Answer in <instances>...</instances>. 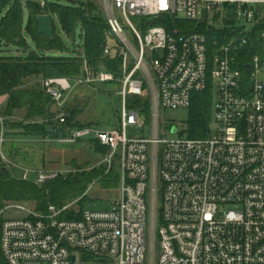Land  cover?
<instances>
[{
    "label": "built area",
    "instance_id": "built-area-1",
    "mask_svg": "<svg viewBox=\"0 0 264 264\" xmlns=\"http://www.w3.org/2000/svg\"><path fill=\"white\" fill-rule=\"evenodd\" d=\"M97 2L113 41L104 57L118 68L85 61L74 78H42L60 104L44 120L55 130L43 138L100 146L95 166L117 169L120 196L104 210L89 202L78 219L61 217L71 203L26 216L0 211L5 260L83 264L87 253L110 264H264V0ZM187 22L222 37L210 40ZM109 82L121 88L118 127L70 126L74 86ZM209 84L216 86L214 130L191 138L174 123L167 127L166 111L189 108ZM7 119L0 107V168L10 170L17 164L5 148ZM61 173L39 170L31 180L24 169L21 179L43 185Z\"/></svg>",
    "mask_w": 264,
    "mask_h": 264
},
{
    "label": "trees",
    "instance_id": "trees-1",
    "mask_svg": "<svg viewBox=\"0 0 264 264\" xmlns=\"http://www.w3.org/2000/svg\"><path fill=\"white\" fill-rule=\"evenodd\" d=\"M42 6L41 2L30 0L26 4V11L23 6L12 0H0V14L5 10L6 13L0 19V48H16L23 50L26 55H0V96H6L7 102L4 114L8 117L6 121L7 135L10 134L11 127L16 128L17 124L10 122L16 110L25 109V122L17 126L24 136L50 135L48 126L44 120L50 115L49 106L53 103L40 83H31L36 78L50 76H66L74 78L81 74L85 61L94 67H99L105 63L107 69L116 71L118 61L104 57V47L108 42L110 28L100 5L96 0H86L76 6H63L58 3ZM27 12V13H26ZM42 14L52 16L53 37L49 38L45 34L38 33V17ZM55 19L61 25L66 35L75 33L79 25L84 35V45L82 55L70 57L57 55L65 50L63 38L56 30ZM185 27L191 30L206 32L210 40L222 37L214 30H207L203 27H195L193 23H185ZM28 38L40 51L51 52L52 55H45L32 50ZM212 85L202 92L196 93L192 97L189 107V118L187 121V131L191 138H201L210 132L212 120L211 108L213 107ZM138 101H134L136 103ZM67 110H69L66 104ZM70 126L100 125V122L81 123L76 121V115L80 110L74 106L70 110ZM144 113L149 116L148 104ZM34 121V122H33ZM28 122V123H27ZM96 151H103L100 146ZM78 172L74 176L63 174L43 185H38L33 181L23 180L11 175L10 170L4 171L0 168V208L6 202H34L37 210L47 212L48 205L54 204L64 206L66 201L80 199L77 209L72 207L64 211L61 215L63 219H78L82 211L87 208L91 200H84L89 185L98 179L102 188L114 189L119 187V172L112 169L106 173L105 168L100 172L106 173L100 176V172L92 170L84 172L83 166H76ZM83 200V203L81 201ZM62 205V206H61ZM3 217H0V238ZM108 263L106 260H99L90 254L82 255V263L86 262ZM0 264H8L5 260L0 242Z\"/></svg>",
    "mask_w": 264,
    "mask_h": 264
},
{
    "label": "rangeland",
    "instance_id": "rangeland-1",
    "mask_svg": "<svg viewBox=\"0 0 264 264\" xmlns=\"http://www.w3.org/2000/svg\"><path fill=\"white\" fill-rule=\"evenodd\" d=\"M19 2L26 11V4L30 0H12ZM38 1V0H35ZM40 1V0H39ZM49 4L58 3L63 6H76L78 3H83L86 0H45ZM98 0H96L97 2ZM98 3V2H97ZM99 4V3H98ZM6 11L4 10L0 14V19L4 16ZM27 13V12H26ZM136 18H132L134 21ZM209 20L215 22V16L211 12ZM219 22V21H217ZM221 24V21L219 22ZM55 25L57 32L63 38L65 50L59 52V55L79 57L82 55L83 45H84V35L82 33V26L79 25L72 35H66L57 21L55 19ZM28 42L32 48L39 52L38 48L33 43L31 38H28ZM109 44H112V40H108ZM39 53L45 55H52L48 51H40ZM0 55H26L23 50H17L16 48H0ZM41 78H36L31 81L32 83H40ZM120 86L114 83H95L92 87L86 86H74L71 93L68 94L67 106L69 110L76 106L80 112L76 115L75 120L81 123L88 122H100V125L105 130H112L118 127L119 119L122 108V101L119 95ZM212 98L216 97V86L212 89ZM7 102L6 96H0V107L4 112ZM60 107V104H50L49 113L52 114ZM25 109L16 110L12 117H10V122L17 124L16 128L11 127L10 134L7 136L6 151L9 157L17 164V166L10 169L12 176L21 178L24 169L30 170V179L35 180L37 178L36 171L39 170H59L64 176H74L78 172L76 166H83L82 170L84 172H91L96 169L100 172L101 169H97L95 166L100 158V155L90 147L88 143L80 142L77 144H61V143H51L45 141L43 137L40 136H24L20 133L17 126H21L25 122ZM213 115V110L211 108V116ZM189 118V108H182L176 110L166 111V121L168 122L167 127L171 123H174L181 131L189 136L187 131V121ZM34 122V121H33ZM28 123V122H27ZM26 124V122H25ZM215 124L211 122L210 130H214ZM174 129V128H173ZM172 129V132H173ZM174 133V132H173ZM170 133L169 137H176L182 132L176 134ZM129 136H134L135 132L129 130ZM102 174H106L105 172ZM100 172V176L102 175ZM120 196V188L108 189L102 188L98 179H95L89 185L83 199L91 200L96 205V209L104 210L109 209L114 200ZM80 199H73L72 201H66L63 205L72 204V208L77 209L79 207L78 203ZM83 203V200L81 201ZM24 206L27 211H20L16 206ZM62 206V205H61ZM88 206V204H87ZM5 210L3 213L4 217L13 216H26L28 211H38L36 203L34 202H6L0 211ZM84 264H97L94 262H86ZM104 264V263H99ZM110 264V263H105Z\"/></svg>",
    "mask_w": 264,
    "mask_h": 264
},
{
    "label": "water",
    "instance_id": "water-1",
    "mask_svg": "<svg viewBox=\"0 0 264 264\" xmlns=\"http://www.w3.org/2000/svg\"><path fill=\"white\" fill-rule=\"evenodd\" d=\"M38 33L45 34L49 38L53 37V27H52V17L49 14H42L38 17ZM55 128L53 126H48V131L53 133ZM173 132H176V128L173 129ZM7 168H4V171H7ZM90 208H94L95 204L92 203L89 205ZM75 261V257H73V262Z\"/></svg>",
    "mask_w": 264,
    "mask_h": 264
}]
</instances>
